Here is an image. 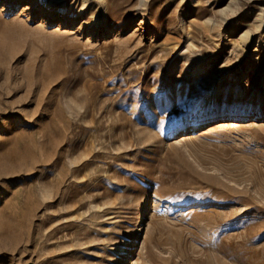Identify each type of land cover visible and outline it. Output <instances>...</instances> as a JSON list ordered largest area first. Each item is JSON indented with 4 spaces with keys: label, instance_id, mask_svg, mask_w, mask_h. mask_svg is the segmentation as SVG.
Segmentation results:
<instances>
[{
    "label": "rangeland",
    "instance_id": "374dc122",
    "mask_svg": "<svg viewBox=\"0 0 264 264\" xmlns=\"http://www.w3.org/2000/svg\"><path fill=\"white\" fill-rule=\"evenodd\" d=\"M0 264H264V0H0Z\"/></svg>",
    "mask_w": 264,
    "mask_h": 264
},
{
    "label": "bare ground",
    "instance_id": "6f19581e",
    "mask_svg": "<svg viewBox=\"0 0 264 264\" xmlns=\"http://www.w3.org/2000/svg\"><path fill=\"white\" fill-rule=\"evenodd\" d=\"M230 121H231V120H230ZM232 121H233V120H232ZM236 122H237V121H236ZM236 122H235V123H236ZM235 126H237V125L234 124V123H231V122L225 121V122H219V123L215 124L213 127H214V128H217V129H225V128H227V127H235ZM143 212H144V210L142 211L140 218L143 216Z\"/></svg>",
    "mask_w": 264,
    "mask_h": 264
}]
</instances>
